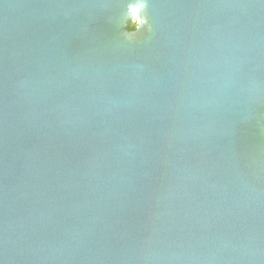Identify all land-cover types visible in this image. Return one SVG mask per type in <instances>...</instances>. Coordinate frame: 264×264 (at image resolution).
<instances>
[{
    "label": "water",
    "instance_id": "water-1",
    "mask_svg": "<svg viewBox=\"0 0 264 264\" xmlns=\"http://www.w3.org/2000/svg\"><path fill=\"white\" fill-rule=\"evenodd\" d=\"M0 0V264H264V0Z\"/></svg>",
    "mask_w": 264,
    "mask_h": 264
},
{
    "label": "clouds",
    "instance_id": "clouds-1",
    "mask_svg": "<svg viewBox=\"0 0 264 264\" xmlns=\"http://www.w3.org/2000/svg\"><path fill=\"white\" fill-rule=\"evenodd\" d=\"M146 8L147 5L144 0H136L135 3L128 5L124 18L126 20L130 18V24L128 25L130 30L127 35L129 40L133 39L141 27L146 25ZM133 25H135V28H133Z\"/></svg>",
    "mask_w": 264,
    "mask_h": 264
},
{
    "label": "trees",
    "instance_id": "trees-1",
    "mask_svg": "<svg viewBox=\"0 0 264 264\" xmlns=\"http://www.w3.org/2000/svg\"><path fill=\"white\" fill-rule=\"evenodd\" d=\"M133 28H135V25H133Z\"/></svg>",
    "mask_w": 264,
    "mask_h": 264
}]
</instances>
